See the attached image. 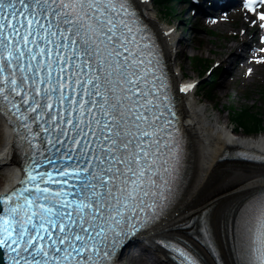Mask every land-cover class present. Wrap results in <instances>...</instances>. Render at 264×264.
Listing matches in <instances>:
<instances>
[{"label":"snow or ice","instance_id":"1","mask_svg":"<svg viewBox=\"0 0 264 264\" xmlns=\"http://www.w3.org/2000/svg\"><path fill=\"white\" fill-rule=\"evenodd\" d=\"M127 13L126 0H0V112L10 105L29 145L39 139L27 186L0 197L11 264H109L166 199L165 122ZM45 164L54 168L33 174ZM67 167L70 191L42 187ZM254 225L251 264H264V206Z\"/></svg>","mask_w":264,"mask_h":264},{"label":"bare ground","instance_id":"2","mask_svg":"<svg viewBox=\"0 0 264 264\" xmlns=\"http://www.w3.org/2000/svg\"><path fill=\"white\" fill-rule=\"evenodd\" d=\"M132 1L158 38L168 72L176 86L179 125L184 137V167L176 197L167 214L141 231L139 238L157 258L158 264H175L170 254L158 244L162 237L181 239L204 264H235L231 230L240 220L247 201L264 191V163L239 165L237 161L225 158L234 156L239 150L264 157V133L247 137L230 125V116L225 120L220 110L208 108L197 93L194 79L184 80L187 76L177 65L174 46L179 40L178 31L153 16L145 15L152 11L149 0ZM261 32L264 29L259 26L256 35ZM247 33L246 29L242 37L245 38ZM245 44L249 42L245 41ZM188 45L193 47V44ZM230 49L229 59L238 55L240 46L232 44L227 47V50ZM220 88L219 91L224 90L225 85H220ZM15 141L13 129L5 122L0 123V193L5 188L14 187L21 179ZM203 211V221L218 253L215 258L206 253L193 235L178 228V225ZM130 252L123 253L119 262L128 257L132 259ZM146 264L151 263L146 261Z\"/></svg>","mask_w":264,"mask_h":264},{"label":"rangeland","instance_id":"3","mask_svg":"<svg viewBox=\"0 0 264 264\" xmlns=\"http://www.w3.org/2000/svg\"><path fill=\"white\" fill-rule=\"evenodd\" d=\"M150 4L152 11L145 15L153 16L159 22L175 27L179 36L184 35L183 31H190L187 33L188 39L181 45L175 44L174 50L178 57L177 65L182 67L187 78L194 79L201 101L212 110H220L225 120L230 116V125L235 127L237 132L243 133L247 131L244 127H239L235 119L236 113L243 109H250L251 113L261 120L260 130L261 134L264 133V43L262 42L264 32L256 35L258 30L256 18L252 15L246 17L247 13L238 8L231 13L230 17L223 15L217 24L214 22L218 19L204 18L198 22H191V27L186 22L189 12L180 15V3L174 2L161 6L151 0ZM246 29L248 33L244 38L242 32ZM252 36H254L253 39H251ZM237 38H239L242 52L248 53V58L244 61L243 67L228 80L224 90L219 91L222 84L217 77V73L221 71L220 62L229 55L232 49L227 50V47L236 44ZM245 41H252V50L250 46L244 45ZM188 44H193V47ZM184 51L187 53L186 56ZM209 69L210 71L207 72ZM209 81L213 82L212 86ZM0 123L3 124L1 117ZM238 164L249 165L242 162ZM143 247L146 250H143ZM143 247L130 250L133 258H125L120 263L146 264V261H149L151 264H158L154 254H151L144 244Z\"/></svg>","mask_w":264,"mask_h":264},{"label":"trees","instance_id":"4","mask_svg":"<svg viewBox=\"0 0 264 264\" xmlns=\"http://www.w3.org/2000/svg\"><path fill=\"white\" fill-rule=\"evenodd\" d=\"M157 4L161 5L166 2V0H155ZM168 1V0H167ZM212 99V97H210ZM235 119L240 127H244L246 131H255L261 129V120L257 117V115L251 113L250 109H243L236 113Z\"/></svg>","mask_w":264,"mask_h":264},{"label":"water","instance_id":"5","mask_svg":"<svg viewBox=\"0 0 264 264\" xmlns=\"http://www.w3.org/2000/svg\"><path fill=\"white\" fill-rule=\"evenodd\" d=\"M1 259H2V258H1V256H0V264H4L3 261H2Z\"/></svg>","mask_w":264,"mask_h":264}]
</instances>
